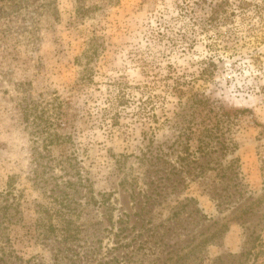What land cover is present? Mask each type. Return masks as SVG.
I'll return each mask as SVG.
<instances>
[{
    "label": "rangeland",
    "instance_id": "obj_1",
    "mask_svg": "<svg viewBox=\"0 0 264 264\" xmlns=\"http://www.w3.org/2000/svg\"><path fill=\"white\" fill-rule=\"evenodd\" d=\"M0 264H264V0H0Z\"/></svg>",
    "mask_w": 264,
    "mask_h": 264
}]
</instances>
